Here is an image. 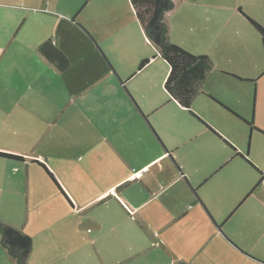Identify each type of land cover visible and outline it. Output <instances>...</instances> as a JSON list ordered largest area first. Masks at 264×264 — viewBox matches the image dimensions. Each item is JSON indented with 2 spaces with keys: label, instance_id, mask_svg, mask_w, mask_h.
<instances>
[{
  "label": "crops",
  "instance_id": "crops-1",
  "mask_svg": "<svg viewBox=\"0 0 264 264\" xmlns=\"http://www.w3.org/2000/svg\"><path fill=\"white\" fill-rule=\"evenodd\" d=\"M63 2L64 0H0V96L30 110L31 115H48L50 126L46 139L51 142L50 153H53V161L56 162L52 163L50 158L48 166L72 200L70 204L73 208L70 211L87 213L90 211L89 207L100 205L98 202L108 192L120 194L128 204L137 209L145 202L147 209L143 215L149 219L156 216L163 222L156 230L157 235H150L153 241L157 236L164 241V234L171 223L174 224L183 215L196 211L201 216L204 214L213 237H220L254 264H264L262 257L250 254H254L264 237L260 235L254 243L253 239L247 238V231L233 233L230 229L226 230L231 216L228 213L217 215L222 210L213 207L209 202L212 198H207V189L204 188L211 176L233 162L237 168H252L258 177L261 176V183H264V171L261 169L264 168V144L262 147L258 145L259 139L264 141V126L254 118L255 108L253 107L252 119H246L236 105L224 101L219 92L208 85L206 77L203 81L206 84H201L190 108L194 114L174 97L180 106H177L173 114L155 118V113L165 106L166 97L159 96L158 100L157 96L154 101L143 97L142 89L145 85L141 88L132 86V75L119 71L99 44L98 38L81 25L79 28L90 40L93 53L78 60L69 58V66L64 70L58 69L40 52L39 46L47 39L54 41L51 36L54 24L52 14L55 6L62 5ZM240 4L237 3L236 7ZM209 6L208 0H174V7L167 12L171 40L197 52L190 45H185L189 44L186 41L187 34L193 32L191 29L196 22L204 25L211 20V13L214 12ZM221 17L222 15L219 16ZM193 40H199L196 33ZM59 42L57 36L54 43L60 48ZM76 61L80 62L77 66ZM38 67L42 69L40 76ZM74 70L83 78L78 83L70 78V73ZM220 70L231 72L232 75L229 72L227 74L237 81H252L241 79L240 75L243 74L238 70ZM51 72L60 76V85L54 86L55 81L47 78V88L42 87L39 77ZM128 78L130 79L126 81ZM247 121H252L253 124L250 126ZM230 126L241 134H248L250 131L247 150L235 136L227 133ZM13 132L14 135H21L15 129ZM252 135L254 144L258 145L256 150L254 147L250 149ZM37 136L38 132L33 135V142L38 139ZM9 152L25 158L19 152ZM260 152L263 154L260 155ZM0 158L27 162L26 159ZM32 158L35 159H30L32 161L26 164L29 168H25L30 182L32 168L29 165L40 159L37 160L34 156ZM133 159H137L139 168L133 167ZM12 169L0 168V190L4 192H11L15 180L20 176V168H14V171ZM197 172H203V175L200 176ZM9 176H13V181L9 180ZM34 180L33 204L48 202L47 204H52L51 208L65 205L69 214V205L63 199L65 196L55 183L46 180L45 185L37 191L36 178ZM104 184H107L106 188ZM132 185L138 196L127 191ZM43 187L48 190L47 197L41 192ZM171 192L178 197L171 200L168 195ZM7 198L8 194L0 192L1 200ZM138 199L144 201L139 205L136 202ZM172 201L175 205L183 204L184 210L173 209L175 205L171 206ZM116 205L113 202V212L104 214V218L100 217L104 223L96 222L100 236H104L106 226L113 231L110 232L109 244L98 247L102 264H129L133 254L138 256L151 248L133 252V247L143 237L140 234L143 231L135 228L139 215L127 213L125 209L123 212L126 215H119L121 211H117ZM102 207L106 209L107 206ZM47 211L48 209L45 212ZM60 213L53 220H60L68 215ZM170 215V221L164 222ZM119 221L122 223L118 224ZM221 239L219 240L223 243ZM118 242L125 246L116 248ZM115 253H123L124 258L115 261Z\"/></svg>",
  "mask_w": 264,
  "mask_h": 264
},
{
  "label": "rangeland",
  "instance_id": "rangeland-1",
  "mask_svg": "<svg viewBox=\"0 0 264 264\" xmlns=\"http://www.w3.org/2000/svg\"><path fill=\"white\" fill-rule=\"evenodd\" d=\"M237 3L241 4L236 7ZM208 5L214 12L211 13V20L204 25L196 22L191 29L193 32L187 34L186 41L189 44L185 45L196 49L197 52L194 53H207L213 59V67L206 76L208 85L219 92L224 101L236 105L246 119H252L254 107V118L264 126V35L247 17H252L264 26V2L208 0ZM52 15L54 24L51 36L54 41H57V36L59 37L62 47L60 48L69 56L68 58L78 60L93 53L90 40L79 28L81 25L98 38L99 44L108 57L112 58L119 71L132 75L130 76L132 86L141 88L145 85L142 89L143 97L151 98L152 101L157 96L158 100L159 96L166 97L165 106L155 113V118L172 115L177 106H180L164 86L169 73V64L162 57L160 48L146 35L131 0H64L62 5L55 6ZM195 33L199 36V40H193ZM146 58L149 62L140 67L142 60ZM75 64L77 66L80 62L76 61ZM229 68L240 71L243 75H238L252 81H237L227 74L229 71L220 70ZM41 70L38 67V76L41 75ZM47 78L55 81L54 86L60 85V76L51 72L39 77L42 87L47 88ZM70 78L77 83L83 79L75 70L70 73ZM205 84L206 81L203 86ZM30 113L32 112L23 106L8 102L7 98L0 96V149L19 152L27 161L15 162L0 158V168H13V171L14 168H20V176L15 180L13 190L11 192L0 190L1 193L9 196L6 200L0 199V219L31 235L33 248L27 264H102L98 247L109 244L110 232L113 231L106 226L104 236H100L101 232L96 222L104 223L100 217L104 218V214L113 212V202L117 204V211H121L119 215H126L123 209L127 213L139 215L135 228L143 231L140 233L143 237L139 238V243L133 247V252L151 247L146 253H140L138 256L133 254L129 264H254L220 237H213L210 233L212 229L204 219V214L201 216L196 211L183 215L180 219L176 218L178 221L171 223L164 234L166 236L164 241L158 236L153 241L150 235H157L156 230L163 224L161 219L156 216L149 219L143 215L147 209L145 202L137 209L128 204L120 194L114 192L105 194L98 202L100 205H90V211H85L87 213L70 211L73 208L72 204L65 197L63 199L65 204L69 205L67 208L69 214L65 205L51 208L52 204H47L48 202L33 204L35 178L38 184L37 191L45 185L46 180L55 183L38 162L47 166L50 158L52 163L56 162L53 161L55 160L53 153H50L51 142L46 139L50 126L48 115ZM228 128L227 133L235 136L240 145L247 150L250 131L248 134H241L231 126ZM14 129L21 135H14ZM37 132L38 139L33 142V135ZM254 143L252 135L250 149L254 147L256 150L258 145L262 147L264 141L259 139L258 145ZM52 145L54 148V144ZM263 153L260 152V155ZM33 156L37 160L40 159L29 165L32 168L30 182L25 168H29L26 164L35 159L32 158ZM136 162L137 159H133L132 165L134 168H139ZM262 162L264 166V154ZM261 169L264 171V168ZM22 171H24L23 175ZM196 174L201 176L203 172ZM260 178L261 176L258 177L252 168H237L233 162L215 176H211L208 185L204 187L207 189V198H212V200L208 199L209 202L214 208L222 210L217 215L228 213L231 216L232 219L226 230L230 229L233 233L247 231V238L253 239L254 243L260 235L264 237V183H261ZM9 180L13 181V176H9ZM104 185L106 188L107 184ZM127 191L139 195L135 192L134 185ZM41 192L47 197L48 190L45 187ZM168 195L171 200L178 197L172 192ZM143 201L144 199H138L136 202L140 205ZM174 203L172 201L171 206L175 205ZM102 206H107V211ZM50 208L52 210H49ZM173 209L183 211L184 205L176 204ZM58 212L68 215L60 220H53L59 216ZM170 219L171 215L163 221L168 223ZM124 246L125 244L121 242L115 245L116 248ZM250 254L257 255L255 257L260 256L264 260V238L254 254ZM115 256V261L124 258L123 253H115ZM0 264H15L13 257L1 243V235Z\"/></svg>",
  "mask_w": 264,
  "mask_h": 264
},
{
  "label": "trees",
  "instance_id": "trees-1",
  "mask_svg": "<svg viewBox=\"0 0 264 264\" xmlns=\"http://www.w3.org/2000/svg\"><path fill=\"white\" fill-rule=\"evenodd\" d=\"M131 1L137 18L145 29L146 35L160 48L162 57L169 64V73L165 82L166 89L181 104L190 109L195 94L213 67V59L207 53L196 54L170 39L167 12L174 7V0ZM247 17L264 35V26L252 17ZM39 50L58 69L64 70L69 66L70 61L68 56L57 47L52 39L42 42ZM148 62V58L142 60L140 67H143ZM225 107L232 111L228 106ZM190 111L194 114L193 110L190 109ZM247 123L250 126L253 124L252 121H247ZM0 156L12 159H24L20 154L1 149ZM38 163L44 167L62 194L72 203L69 194L61 185L54 172L45 163ZM0 235L1 243L9 251L15 264H27L28 257L33 248L31 235L1 219Z\"/></svg>",
  "mask_w": 264,
  "mask_h": 264
}]
</instances>
